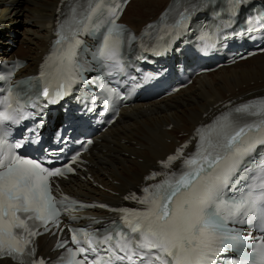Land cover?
<instances>
[{"label":"snow or ice","instance_id":"1","mask_svg":"<svg viewBox=\"0 0 264 264\" xmlns=\"http://www.w3.org/2000/svg\"><path fill=\"white\" fill-rule=\"evenodd\" d=\"M105 7V0H89L81 18L69 29L75 41L69 42L64 53L69 64V80L74 75L72 59L80 43L75 37L86 30ZM181 19H184L183 15ZM64 27L60 25L57 35L67 40ZM124 31L122 25L112 20L97 52L99 57L113 62V66L119 64L116 57ZM43 75L42 71L41 77ZM20 83L27 84L29 90L32 88L28 82ZM48 94L45 87L43 95ZM12 98L13 89L10 88L8 97L0 101L6 104L5 110L0 111V258L9 257L17 264H45L43 259L35 258L33 237L41 234L38 231L41 226L47 231L49 221L58 223L59 208L51 194L49 178L62 172L16 154L14 147L19 148V143L15 146L6 144L3 122L18 123L22 117L17 113L23 111L19 93L15 108ZM197 133L200 139L196 152L183 161L179 172H153L146 177L155 179L157 175H164L165 178L143 189L145 195L139 199L144 205L143 210H120L125 213L121 218L128 233L117 232L114 244L111 234L96 240L95 233H84L85 248L77 238V232L81 230L73 229L72 242L76 250L69 249V253L75 257L77 253L96 252L95 245L108 244L105 252L109 264L113 260L127 261V264H219L217 258L222 253L233 251L239 254V259H232L230 264H264V240L259 245H252L251 253L246 252L250 238L245 237L240 228L229 226L230 223L242 225L255 220L264 222V177L258 186L249 185L239 198L227 199L225 196L226 190L237 182L234 177L240 172L244 157L257 145H264V101L237 106L213 124L198 129ZM181 155L182 149H178L176 155L161 161V166L168 168ZM249 171L245 168L241 177ZM86 262L102 264V258L88 261L84 256L81 260H69L68 264Z\"/></svg>","mask_w":264,"mask_h":264},{"label":"bare ground","instance_id":"2","mask_svg":"<svg viewBox=\"0 0 264 264\" xmlns=\"http://www.w3.org/2000/svg\"><path fill=\"white\" fill-rule=\"evenodd\" d=\"M170 0H131L122 21L138 31L154 20ZM60 0H0V52L26 61L34 72L47 52ZM18 44L6 51L8 42ZM264 94V53L202 75L175 96L135 106L101 135L88 158L84 179L66 183L82 198L118 204L142 183L144 175L171 153L199 123L207 122L217 105L239 97ZM250 95V96H247ZM217 106V107H216ZM0 264H9L0 261Z\"/></svg>","mask_w":264,"mask_h":264}]
</instances>
